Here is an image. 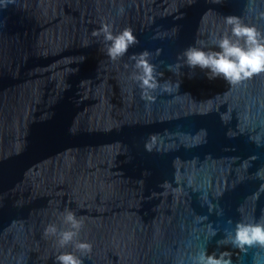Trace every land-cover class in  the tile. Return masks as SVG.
Returning a JSON list of instances; mask_svg holds the SVG:
<instances>
[{
    "label": "water",
    "instance_id": "water-1",
    "mask_svg": "<svg viewBox=\"0 0 264 264\" xmlns=\"http://www.w3.org/2000/svg\"><path fill=\"white\" fill-rule=\"evenodd\" d=\"M261 13L264 0L0 6V264L75 251L44 236L64 210L92 244L83 264H189L202 247L264 264L262 247L217 244L237 221L264 219V73L229 85L166 67L223 33L225 15L264 30ZM105 22L138 39L117 61L92 35ZM145 49L159 83L178 88L145 98L130 58Z\"/></svg>",
    "mask_w": 264,
    "mask_h": 264
},
{
    "label": "clouds",
    "instance_id": "clouds-1",
    "mask_svg": "<svg viewBox=\"0 0 264 264\" xmlns=\"http://www.w3.org/2000/svg\"><path fill=\"white\" fill-rule=\"evenodd\" d=\"M7 2L10 0H0V6L6 7ZM261 15L264 16V13ZM223 23V33L213 34L208 41L195 40L182 50L176 62L166 65L168 70L179 74L185 66L193 70L200 69L208 80L219 78L229 85L240 84L254 75L264 73V30L238 15H225ZM92 35L102 37L105 54L112 61L124 57L129 48L138 43L130 27L116 31L110 22L102 23ZM159 51L156 50L157 55ZM150 56L151 52L145 49L130 57L135 69L131 79L138 83L147 99H152L151 90L158 87L169 92L179 87V81L175 84L159 83L158 76L162 73H157ZM258 175L264 173L258 172ZM59 219V226L55 222L45 226L44 236L54 238L59 249L71 245L75 251L58 252L54 257L56 264H83L82 256L92 250L90 241L79 238L83 220L72 210H64ZM215 231L211 230L210 235H215ZM217 244H231L242 251L253 246L264 248V219L237 221L233 228L226 230L224 238L218 240ZM189 264H232V260L227 249L216 253L202 247L191 255Z\"/></svg>",
    "mask_w": 264,
    "mask_h": 264
}]
</instances>
